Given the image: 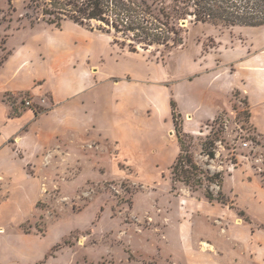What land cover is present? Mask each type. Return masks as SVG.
Segmentation results:
<instances>
[{
  "label": "rangeland",
  "instance_id": "rangeland-1",
  "mask_svg": "<svg viewBox=\"0 0 264 264\" xmlns=\"http://www.w3.org/2000/svg\"><path fill=\"white\" fill-rule=\"evenodd\" d=\"M179 26L181 44L133 51L95 21L0 0V88L13 114L36 112L0 123L6 264H264V136L231 75L264 26ZM173 99L198 166L183 174Z\"/></svg>",
  "mask_w": 264,
  "mask_h": 264
},
{
  "label": "trees",
  "instance_id": "trees-1",
  "mask_svg": "<svg viewBox=\"0 0 264 264\" xmlns=\"http://www.w3.org/2000/svg\"><path fill=\"white\" fill-rule=\"evenodd\" d=\"M31 2L42 7L49 24L60 27L67 19L81 25L95 21L100 30L115 33L116 42L120 41L119 34L125 38L123 43L131 40L129 46L133 51L137 49L136 42L146 46L181 44L183 37L179 25L182 19L192 18L194 22L223 23L230 26H264V0H31ZM171 105L183 151V128L179 122L181 113L178 111L176 100L173 99ZM214 144L213 141L211 147ZM206 150L210 158L215 157L213 149ZM184 163H190L193 168H198L192 156L183 151L173 166L174 173L179 174L177 169ZM185 171L187 170L183 167L181 173ZM219 175L220 173H216L210 177L218 179ZM183 179L189 182V177ZM220 180L221 178L218 185ZM207 197L213 199V193L208 191Z\"/></svg>",
  "mask_w": 264,
  "mask_h": 264
},
{
  "label": "crops",
  "instance_id": "crops-1",
  "mask_svg": "<svg viewBox=\"0 0 264 264\" xmlns=\"http://www.w3.org/2000/svg\"><path fill=\"white\" fill-rule=\"evenodd\" d=\"M235 62H236V69H235L234 74H231L233 75L232 76V80H233L232 88L234 87L240 88L243 91V93H245L246 98L248 100V104H249L250 122L252 126L256 129V131H258V133L264 136V43H262L260 46H256L255 48H252L250 51L247 52L246 56L235 60ZM2 67L3 66H1V68ZM34 87L35 85H33L31 88H34ZM20 88L24 90L28 89L25 86H20L17 89L13 88V92H15L16 90ZM7 92H12V91H10L7 87H5V89L0 88V96H1L0 97V116H1L0 123L3 120L5 124L15 121L16 124L19 126L16 129V131L20 129L22 130L24 128L23 125L26 124L30 120L29 118L34 116L36 112L34 111V109H28L27 111H25V113L13 114L12 113L13 109L11 110L8 109V106L11 105L10 104L11 102H9L7 100V96H5ZM51 93H52L53 98H56L54 96V93L53 92ZM220 98H223V93H221ZM33 99L34 100L37 99V96L34 95ZM38 100L39 99H37V101ZM9 112H11V115L9 114ZM7 116H8V120L6 119ZM19 116H24V119L22 121L21 120L17 121V118H19ZM5 139L6 138L2 137V140H0L1 144L5 141ZM1 238H4V237L0 236V239ZM0 252L2 254H5L6 256V252L13 253V250L8 249L7 246H4L1 244ZM0 264H6L5 259H3L2 257L0 258Z\"/></svg>",
  "mask_w": 264,
  "mask_h": 264
},
{
  "label": "water",
  "instance_id": "water-1",
  "mask_svg": "<svg viewBox=\"0 0 264 264\" xmlns=\"http://www.w3.org/2000/svg\"><path fill=\"white\" fill-rule=\"evenodd\" d=\"M183 23H186V20H184V22Z\"/></svg>",
  "mask_w": 264,
  "mask_h": 264
},
{
  "label": "built area",
  "instance_id": "built-area-1",
  "mask_svg": "<svg viewBox=\"0 0 264 264\" xmlns=\"http://www.w3.org/2000/svg\"><path fill=\"white\" fill-rule=\"evenodd\" d=\"M28 104H30V102H27Z\"/></svg>",
  "mask_w": 264,
  "mask_h": 264
}]
</instances>
